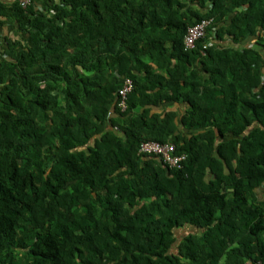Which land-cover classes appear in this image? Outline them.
<instances>
[{
	"label": "trees",
	"instance_id": "obj_1",
	"mask_svg": "<svg viewBox=\"0 0 264 264\" xmlns=\"http://www.w3.org/2000/svg\"><path fill=\"white\" fill-rule=\"evenodd\" d=\"M0 15L18 33L0 53V264H264V0ZM143 141L173 143L182 167Z\"/></svg>",
	"mask_w": 264,
	"mask_h": 264
},
{
	"label": "built area",
	"instance_id": "obj_2",
	"mask_svg": "<svg viewBox=\"0 0 264 264\" xmlns=\"http://www.w3.org/2000/svg\"><path fill=\"white\" fill-rule=\"evenodd\" d=\"M19 2L22 7L26 8L31 3V0H19ZM210 24L211 20L205 19L188 28L184 38L186 49L195 48L197 41L205 37L207 28ZM133 88V81L130 78H127L118 93V106L121 110H125L127 108L128 95L132 92ZM175 148L176 147L173 143L143 141L140 144L139 153L145 155H155L170 168H181L182 161L186 158V156L175 154ZM244 264L252 263L250 261H246ZM257 264L261 263L259 262Z\"/></svg>",
	"mask_w": 264,
	"mask_h": 264
},
{
	"label": "crops",
	"instance_id": "obj_3",
	"mask_svg": "<svg viewBox=\"0 0 264 264\" xmlns=\"http://www.w3.org/2000/svg\"><path fill=\"white\" fill-rule=\"evenodd\" d=\"M4 6H11L16 0H0ZM18 37V33L16 28L12 24L6 20L5 15H0V53H2V50L4 49L3 44H5L6 39H14ZM229 36L226 35V40L224 42H221L220 44L226 45L228 42ZM214 41V40H213ZM256 43V37H250L249 39L246 40L244 43V46H249L253 45ZM264 49V48H263ZM262 49V50H263ZM163 71V70H162ZM161 71V72H162ZM170 106H173L174 108L181 109L179 105L171 103ZM183 131V129H182ZM187 232H195L197 233L198 230L194 227L186 226L178 229L176 231L178 238L181 240Z\"/></svg>",
	"mask_w": 264,
	"mask_h": 264
}]
</instances>
